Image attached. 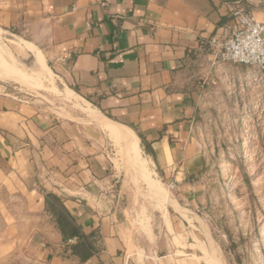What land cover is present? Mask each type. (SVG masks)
<instances>
[{"label": "crops", "instance_id": "crops-1", "mask_svg": "<svg viewBox=\"0 0 264 264\" xmlns=\"http://www.w3.org/2000/svg\"><path fill=\"white\" fill-rule=\"evenodd\" d=\"M236 6L264 21V0H0V31L32 45L33 68L41 58L38 69L82 114L62 120L0 86V252L27 246L35 264H203L211 236L196 212L209 163L196 81L209 69L206 42ZM113 137L129 155L137 145L174 187L152 242L126 223L143 177L118 167ZM48 193L84 233L99 232L100 253L84 263L70 255L45 211Z\"/></svg>", "mask_w": 264, "mask_h": 264}, {"label": "rangeland", "instance_id": "rangeland-1", "mask_svg": "<svg viewBox=\"0 0 264 264\" xmlns=\"http://www.w3.org/2000/svg\"><path fill=\"white\" fill-rule=\"evenodd\" d=\"M23 42L0 31V86H5L13 96L25 98L42 113L80 122L77 118L82 116L81 106L63 97L65 92L45 69L34 70V56ZM209 56L207 74L199 75L196 81L200 82L201 98L196 137L209 163L205 199L196 212L204 231L211 236L210 248L203 252L201 261L264 264V82L252 67ZM114 139L111 138L117 150L118 167L122 165L127 172L143 177L137 193L142 198L135 200L136 211L126 216V223L133 236L152 242L168 225L167 205L173 200L170 184L147 165L143 154L140 157L145 160V170ZM8 204L13 208L11 212L21 213L16 208L17 201L9 200ZM231 242L237 244L235 251L240 263L230 249ZM0 264L35 263L31 250L25 246L10 253L0 252Z\"/></svg>", "mask_w": 264, "mask_h": 264}, {"label": "built area", "instance_id": "built-area-1", "mask_svg": "<svg viewBox=\"0 0 264 264\" xmlns=\"http://www.w3.org/2000/svg\"><path fill=\"white\" fill-rule=\"evenodd\" d=\"M206 51L214 60L252 67L264 82V21H257L247 9L231 10L225 31L206 42Z\"/></svg>", "mask_w": 264, "mask_h": 264}, {"label": "trees", "instance_id": "trees-1", "mask_svg": "<svg viewBox=\"0 0 264 264\" xmlns=\"http://www.w3.org/2000/svg\"><path fill=\"white\" fill-rule=\"evenodd\" d=\"M144 150L146 154H149L146 146ZM44 198L45 211L56 224L61 234L62 242L66 245V249L70 251L71 256L78 258L81 263H84L100 253L101 237L97 230L87 234L84 233L56 195L48 193ZM227 236L230 240V234H227ZM236 247L237 244L234 242L230 243V249L235 254L237 263H240V257L235 251Z\"/></svg>", "mask_w": 264, "mask_h": 264}, {"label": "bare ground", "instance_id": "bare-ground-1", "mask_svg": "<svg viewBox=\"0 0 264 264\" xmlns=\"http://www.w3.org/2000/svg\"><path fill=\"white\" fill-rule=\"evenodd\" d=\"M24 43V42H23ZM24 46L26 47V48H28V49H32V47H31V45H29V44H27V43H24ZM16 48H18V45L16 46ZM20 50V49H19ZM41 64V58H38L37 59V62H36V64H35V66H34V70H38V67H39V65ZM20 73V72H19ZM21 75V74H20ZM14 76H15V74H14ZM17 78H19L18 76H17ZM88 109V108H87ZM93 111V110H92ZM91 112V111H90ZM90 114H92L93 115V113L91 112ZM96 114H97V112H96ZM96 116V115H95ZM107 129H109L110 130V132L111 133H115L116 132V129H115V127L114 126H107ZM118 129V128H117ZM118 132V131H117ZM119 134V133H118ZM117 134V135H118ZM130 154H131V156L135 159V161L136 162H140V163H143V161H142V158L140 157V153H139V148H138V146L137 145H135L134 143L132 144V146H131V150H130ZM132 158V159H133ZM133 159V160H134ZM139 163V164H140ZM141 165V164H140ZM161 189V188H160ZM214 264H215V262H214ZM217 264V263H216Z\"/></svg>", "mask_w": 264, "mask_h": 264}]
</instances>
